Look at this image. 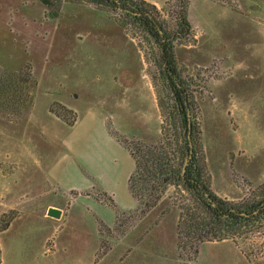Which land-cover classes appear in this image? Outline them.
Returning a JSON list of instances; mask_svg holds the SVG:
<instances>
[{
  "label": "rangeland",
  "instance_id": "obj_1",
  "mask_svg": "<svg viewBox=\"0 0 264 264\" xmlns=\"http://www.w3.org/2000/svg\"><path fill=\"white\" fill-rule=\"evenodd\" d=\"M144 1L174 32L179 1ZM49 2L0 0V264H264V220L195 253L178 247L185 193L122 209L125 146L161 140L172 108L160 55L119 9ZM186 9L175 52L197 158L209 189L240 203L264 185V0Z\"/></svg>",
  "mask_w": 264,
  "mask_h": 264
},
{
  "label": "trees",
  "instance_id": "obj_2",
  "mask_svg": "<svg viewBox=\"0 0 264 264\" xmlns=\"http://www.w3.org/2000/svg\"><path fill=\"white\" fill-rule=\"evenodd\" d=\"M89 1L119 9L122 22L143 35L152 54L157 50L160 76L165 81L167 99L169 103L171 101L172 108L165 113L167 122L161 127V140L151 144L132 142L125 146L134 161L127 188L136 209L151 210L171 187L185 193V201L178 204L182 209L177 224L178 247L182 249L190 243L195 253L197 245L202 242L233 240L240 230L262 222L264 185L257 196L232 203L216 196L204 179V169L197 158L198 126L190 112L189 82L180 75L175 52L176 41L191 30L187 0H178L180 10L174 32L168 31L144 0ZM41 2L50 3L49 0Z\"/></svg>",
  "mask_w": 264,
  "mask_h": 264
},
{
  "label": "crops",
  "instance_id": "obj_3",
  "mask_svg": "<svg viewBox=\"0 0 264 264\" xmlns=\"http://www.w3.org/2000/svg\"><path fill=\"white\" fill-rule=\"evenodd\" d=\"M128 154H129V153H128ZM129 156H130V155H129ZM130 158L132 159L131 156H130ZM133 169H134V161H133V159H132V166H131V168L127 171V178H126V183H125V191H126V189H127V180H128V177H129L131 171H133ZM103 191L108 192L111 196H113L114 193H116V192H115L116 190L113 189V188H110V187H108V188H104ZM127 191H128V189H127ZM127 193H128V195H129L130 198L126 201V203L122 204V209H124V210L130 209V208H132V207L135 205V201H134V199L131 197V195L129 194V192H127Z\"/></svg>",
  "mask_w": 264,
  "mask_h": 264
},
{
  "label": "water",
  "instance_id": "obj_4",
  "mask_svg": "<svg viewBox=\"0 0 264 264\" xmlns=\"http://www.w3.org/2000/svg\"><path fill=\"white\" fill-rule=\"evenodd\" d=\"M47 214L52 216L53 218H58L60 216V214H61V211L59 209L53 208V206H51V207L48 208V213Z\"/></svg>",
  "mask_w": 264,
  "mask_h": 264
}]
</instances>
